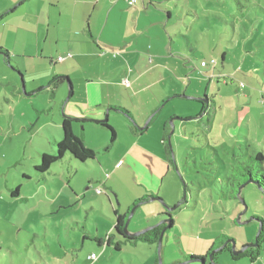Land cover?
Returning a JSON list of instances; mask_svg holds the SVG:
<instances>
[{"label":"rangeland","instance_id":"374dc122","mask_svg":"<svg viewBox=\"0 0 264 264\" xmlns=\"http://www.w3.org/2000/svg\"><path fill=\"white\" fill-rule=\"evenodd\" d=\"M20 1L14 3L17 5L15 11L0 21V48L13 50L16 32L21 34V41L32 44L23 46L27 52L33 55L39 45V48L44 47L47 57L43 63L33 65L32 60H25L22 55L14 54L10 62L3 52L0 53V119L4 115L6 120L13 121L11 129L14 131L11 143L4 146L7 156L1 167V175L9 180L15 177L22 180L25 172L32 175L40 154L55 153L56 142L62 138L60 118L65 114L63 107L69 94L67 81L59 89L49 84L54 68L58 70L63 65L59 61L52 64L49 58L52 55L64 58L68 53H54L56 46L53 42H42V26L41 39L38 45H33L31 30L34 31L35 20L30 21V11L35 8L27 0ZM180 1L187 2L192 11L188 13L185 5L177 6V0L163 1L167 6L163 18L168 10L171 13L166 26L167 35L171 33L176 42L173 46L180 63L179 70L168 73L163 80L167 81L164 90L177 91L178 96L166 97L165 104L157 108L163 105L158 114L152 118L154 113H151L142 125H138L142 128L150 122L148 135L133 143L130 136L123 134L122 124L130 121L131 125H137L135 120L109 107L121 119L116 123L113 117L109 118L106 113L109 109L105 108L102 117L94 120H102L107 114V122L117 134L111 144L110 132L105 127L92 124L95 131L90 132L89 124L74 123L79 137L85 135L86 141L80 138L95 152V158L85 163L89 168L66 154L45 174L50 195L42 186L45 184L43 179L39 186L30 182L22 190L25 196L33 194L35 204L40 199H51L58 192H62L61 200L68 199L72 204L58 215L49 216L46 240L50 251L61 254L65 247L71 250L74 243L77 251H73V255L81 258L83 264H155L156 255H159L161 264H197L189 261L187 256L205 254L214 240L218 246L223 241L232 240L235 249H239L242 245L254 243L260 226L264 233V193L255 184L248 183L240 189L238 197L231 198V188L226 181L231 163L234 165L235 160L244 161L248 155L264 152V0ZM208 1L211 2L209 5ZM174 2L176 5H172ZM5 4L8 6L7 1ZM244 10L248 11L243 14ZM47 43L50 44L47 46ZM152 48L150 55L156 51V47ZM221 51L225 53L223 60ZM212 60L216 61L215 65ZM13 81L21 90L23 84L25 91L37 82L44 88L19 102L11 96ZM52 93L55 95L51 97ZM164 122L170 126L166 133L167 136L171 132L170 152L165 148L168 139L163 144L161 131L158 132ZM141 145L152 151L141 153ZM105 174L110 176L106 178ZM107 179H110L113 190L108 188L97 194L95 188L101 187V182ZM65 184L71 191L63 188ZM75 192L76 197L73 196ZM138 198L143 200L132 208L129 225L134 226L138 217H142L141 222H150L144 229L160 222L156 216L163 212L165 205L171 207L178 205L182 198L184 200L170 211L173 225L163 234L159 253L156 244L143 242L126 243L120 250H115L113 246H98L95 241L85 239L84 247H80V231L65 226L67 213L78 218L75 221L79 222V228L84 226L90 231H94L97 219L103 232L110 222L99 214V209L105 217L114 219L113 207L126 210ZM175 198L177 200L173 202ZM165 199L173 203L168 205ZM17 201L20 200L13 199V205L9 207L11 214H0V264H41L36 251L42 252L44 258L50 252L42 243V237L33 235L43 233L38 224L37 229L31 231L24 202L20 201L23 204L19 206ZM35 207H39L33 214L35 219L49 214L48 205L39 203ZM57 220H64L59 227H56ZM85 221L87 226L83 225ZM20 226L22 231H19ZM57 230L61 233L62 248H59ZM31 244L37 245L36 251ZM87 254L93 255L92 258L91 255L87 258ZM217 262L264 264V242L254 261L247 256L232 259L230 251L222 250Z\"/></svg>","mask_w":264,"mask_h":264},{"label":"crops","instance_id":"0c3cea01","mask_svg":"<svg viewBox=\"0 0 264 264\" xmlns=\"http://www.w3.org/2000/svg\"><path fill=\"white\" fill-rule=\"evenodd\" d=\"M5 1L8 2V6H6ZM16 1L20 0H0V21L4 16L15 11L17 6L14 5V3ZM27 1H29L30 5L35 8V10L32 9V11H30V21L35 20L34 31L31 30L34 34V39L31 38L33 40V45L35 43L38 45L37 43H39V39H41L40 30L42 28L40 27L42 26L44 28V33H42L43 43L47 40L50 43L53 42L54 46H56L54 53L71 54L70 56H64V58L59 61L63 63L60 69L57 70L54 68V75L71 78V90H69L68 98L63 107L65 113L63 115L68 117L83 116L88 119H99L102 117V114L105 111L104 109L107 108L109 110L106 111V113L109 114V118L113 117V121L119 123L121 119H118L117 114L114 112L115 110L113 111L109 107H125L129 110L128 112L137 125H131L130 121H124L125 123H121L124 127V130L122 129L123 134L130 136L133 143H135V141L137 143L140 138L148 135L151 126H148L150 122L146 125L147 127L139 128L138 125H142V122L151 113H154L151 115L152 118H154L155 114H158L163 105L160 109L157 108L161 104H165L166 97L170 99L173 97L172 95H174V97L178 96L177 91L170 89L166 92L164 90V84L167 81L165 82L163 80L167 78L168 73H176L180 68L177 52L174 50L175 46H173L176 42L172 40V37L170 36L171 33L167 35L168 28L166 26L171 18V13L168 10L166 12V17L163 18L164 11L167 9V6L163 3L164 0ZM12 3L14 6H11ZM207 3L209 5L211 2L208 1ZM179 4L182 6L185 5L184 7H186L188 13L192 11L187 2L177 0V6ZM172 5H176L175 2L172 3ZM7 8H13V11L10 12ZM242 8H244V6H242ZM4 9L7 10L2 12ZM249 11L252 12V9L249 8ZM246 12L245 10L242 11L243 14ZM36 25H38L39 28H35ZM13 40V50H6L10 62V57H14V54L18 56L22 55V58L25 60H32L33 65H37L38 62H44V58L47 57L46 54H44V47L39 48L38 45L37 52L32 55L23 48V46L26 47V45L32 44H25L24 40L21 41L22 36L20 33L14 32ZM49 44L47 43L46 45L48 46ZM152 47H156V51H153L154 54L150 55L148 53L153 49ZM220 55L222 60L225 59L224 52L221 51ZM54 57L55 56L52 55L51 58H49L50 62L52 64L59 63L57 59L60 55H57L56 58ZM12 79L14 80V78H10V80ZM65 81L66 80L51 84L52 88L55 87L54 89H59L60 86L64 85ZM10 88L12 98H17L19 102H23L25 97L33 96L44 87L40 89V82H37L35 86L26 90L28 92H26L27 94H24L16 84V81H13V83L10 84ZM53 95H55V93H52L51 97ZM76 108H79L80 110H82V108L85 109L79 113ZM112 113L114 114L113 116L111 115ZM63 115L60 118V126ZM6 122H9L7 126ZM165 122L162 124L161 129L158 130V132L161 131V140L163 144L166 142L163 137L169 132L170 127L168 124L167 127H165ZM84 123L90 125V127L85 125L90 129V132L95 131V129L91 127L92 124L95 123L90 120L84 121ZM12 125L13 121L6 120L3 115V119H0V214H4L5 212L11 214V209L9 207L13 205V199L24 202L23 204L22 202L17 201L20 203L19 206H21V204L24 205L25 212L30 216L29 226L31 231L37 229L38 224L43 233L39 235V232H36L33 237H42V243L48 247V252H50L49 255L44 258L42 252L36 251L37 245L31 244L40 258L39 262L41 264H83L81 258L77 257V255H73V251H77L76 244L73 243L71 250L68 249V247H65L61 254H56L50 251V246H48V241L46 240L49 216H54L55 214L58 215L61 210L68 209L72 205L70 204V201L68 199L64 201L61 200L62 192H58L57 195L51 197V199H40V201L35 204L36 201L34 200L33 194L28 197L22 192L25 186H27V183L31 182L39 186L41 179L45 180V184H42V186L46 188L48 186V181L45 179L46 173H38L35 170V165H37L35 164L32 168L34 173L29 175L25 172L22 176L23 179H20L22 182L18 178L16 179V177L9 180L8 177L5 178L1 175V167L4 166L3 159L7 156L4 146L11 143L12 137L14 136V131L11 129ZM20 127H24V122ZM76 128V125L73 123L72 131L74 135L79 137ZM85 128L86 127H84V129ZM112 128L114 129V127ZM114 131L115 137L113 141L109 138L110 144L116 140L117 134L115 129ZM80 137L86 141L85 135ZM84 144L90 149L93 148L88 143L84 142ZM146 147L148 146L146 145ZM140 148L141 153L146 150H151L142 145ZM139 158L141 159L142 156H139ZM83 166H86V164ZM86 167L89 168L88 166ZM109 176L110 175L106 178ZM110 179L101 182L102 190L107 191L108 188L113 190V185ZM89 181L90 177L87 178V188H89L91 184ZM67 187L66 184L65 187L63 186V188L71 191V189ZM45 190L48 191L47 188ZM48 192L47 194L50 195L51 193ZM76 195L75 192L73 196L76 197ZM82 195L85 196V194ZM176 200L177 198H175L173 202ZM165 202L168 203V205L173 203L167 199H165ZM39 203L49 206V214L47 217H44L42 214L37 217L39 218L37 220V218H34L33 214L39 210V207L37 209L35 207L39 206ZM89 206L92 208V211H94L92 205ZM113 208L114 219L105 217L101 209L98 210L99 214L110 222V224L106 226V230H104L106 233L101 231L102 226L97 219L94 222V231H90V229L87 230L84 226L79 228L77 226L79 222L75 221L78 218H74L75 215L69 216L67 213H65V226L68 229L80 231L82 235L80 247H84L85 239H91L90 236L103 238L109 233H112L116 213L123 214L129 209V207L126 210L119 207ZM20 210L22 209L20 208ZM160 213L158 215L156 214L157 216L155 215L157 219L162 218ZM141 220L142 217H138L134 226L128 224V230L130 232L140 231L150 223L147 222L148 224H145L141 222ZM62 221L64 220H57L56 227H59ZM39 222L41 224H39ZM130 222L131 219H129V223ZM73 224H76V227ZM83 225L87 226L86 221L83 222ZM81 228L84 229V231L81 230ZM22 229V226H20L19 231H22ZM57 233L59 248H62L63 243L60 238L61 233L58 230ZM71 241L72 240L70 239L69 242ZM91 254H87V258Z\"/></svg>","mask_w":264,"mask_h":264},{"label":"trees","instance_id":"16d2710c","mask_svg":"<svg viewBox=\"0 0 264 264\" xmlns=\"http://www.w3.org/2000/svg\"><path fill=\"white\" fill-rule=\"evenodd\" d=\"M18 2V4H20ZM17 6V5H16ZM15 8V7H13ZM13 8L8 11H13ZM6 56V60L9 61V57L6 50L0 49ZM66 80L70 83V80L67 76H59L54 75L51 78L50 85L56 84L57 82H61ZM71 86V83H70ZM42 89V88H40ZM39 89V90H40ZM114 110L120 111L124 113L126 116L130 117V113L126 111L122 107H112ZM92 121L95 124L105 127L110 132V140L113 141L115 137L114 129L109 125L106 121L88 119V118H76V117H68L63 115L61 119V130H62V138L56 142V150L55 153H42L40 154V161L37 165H35V170L40 174H45L48 172L49 168L53 163L58 160H61L66 154L70 155V158L76 160L79 164H85L87 160H91L95 158L94 150L88 148L83 140L74 135L72 131L73 123L84 122V121ZM167 127V123L164 124ZM147 127V126H146ZM164 140L167 141L166 134L164 135ZM166 150H169L168 143L165 144ZM170 152V151H169ZM235 164L231 163L229 167L231 170H227L226 181L228 186H230L231 191L229 196L231 198H236L239 196L240 189L248 183L255 184L263 193H264V152L258 151L253 155H248L244 161L235 160ZM188 190L186 186L185 191ZM239 192V193H238ZM143 199L138 198L132 204L131 208L135 207L137 203L142 201ZM184 202L183 198L180 200L179 205ZM129 208V209H131ZM127 210L123 214L116 213L113 232L109 233L103 238L90 236L91 239L95 241L99 246L106 244L113 246L115 250H120L123 244L129 243L135 245L137 242H143L147 244H156L158 242L159 235L161 231L166 226L163 222H158L153 226L146 228L142 233L137 236L126 235L123 233V226L125 221L128 218V214L130 210ZM161 217H170L171 218V226L173 225V219L171 212L167 213L164 209L162 213H160ZM171 215V216H170ZM84 231V229L81 228ZM166 231V230H165ZM165 233V232H164ZM87 238V237H86ZM216 240L208 247L205 254L203 255H188L187 258L191 262H196L197 264H218L217 256L222 250H228L231 253L232 259H239L241 257H249L251 261L257 259V257L261 253L262 244L264 242V233L262 231V227L258 230L255 238V245L246 244L242 245V247L247 246L245 250L242 252L233 255L231 251L232 240H228L224 243V241L220 244V246L216 245ZM155 264H157V255L155 259Z\"/></svg>","mask_w":264,"mask_h":264},{"label":"water","instance_id":"95a60500","mask_svg":"<svg viewBox=\"0 0 264 264\" xmlns=\"http://www.w3.org/2000/svg\"><path fill=\"white\" fill-rule=\"evenodd\" d=\"M68 87H69V90H71V86H70V83L68 82ZM22 92L24 93V94H27L26 93V91H25V88H24V85L22 84ZM185 119H191V118H185ZM107 120V114H106V116H105V118L104 119H102V120H100V121H106ZM171 124H172V120H171ZM172 126V129H171V132L173 131V124L171 125ZM171 132L168 134V136H167V139H168V145L170 146V135H171ZM240 191V190H239ZM239 193V192H238ZM178 205H179V203H178ZM177 204L176 205H174V206H171V207H169V206H167V205H165V210L167 211V213H169L170 211H172V210H174L177 206H178ZM132 208H131V211H129V214H128V218H127V220L125 221V223H124V226H123V233L124 234H126V235H133V236H137V235H139L140 233H142L145 229H143V230H140V231H136V232H130L129 230H128V224H129V219H130V217H131V215H132ZM165 215H163V217L161 218V220H160V222H163V223H165L166 224V226L164 227V229L161 231V233H160V235H159V238H158V242H157V251H158V253H159V251H160V246H161V241H162V237H163V234H164V232H165V230H167V229H169L170 227H171V218L169 217H164ZM171 216V215H170ZM262 226H260V228H261ZM253 245H255V243H252ZM247 248V246H244V247H241V248H239V249H235V243H234V241H232V245H231V251H232V254L233 255H236V254H238V253H240V252H242L243 250H245ZM157 264H161V259H160V257H159V255H157Z\"/></svg>","mask_w":264,"mask_h":264},{"label":"built area","instance_id":"2783aa9c","mask_svg":"<svg viewBox=\"0 0 264 264\" xmlns=\"http://www.w3.org/2000/svg\"><path fill=\"white\" fill-rule=\"evenodd\" d=\"M131 1H134V0H131ZM68 56H70V54H68ZM57 60L58 61L62 60V57H58ZM211 63L215 65L216 64V61L215 60H212ZM205 64H206L205 62H201V65H205ZM106 176H108V174H106ZM95 191H96L97 194H99V193H101L102 188L101 187H97V188H95ZM92 256L93 255H91V258H92Z\"/></svg>","mask_w":264,"mask_h":264}]
</instances>
